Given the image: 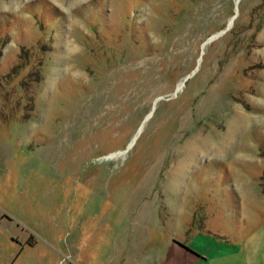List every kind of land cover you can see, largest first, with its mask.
<instances>
[{"label": "rangeland", "instance_id": "rangeland-1", "mask_svg": "<svg viewBox=\"0 0 264 264\" xmlns=\"http://www.w3.org/2000/svg\"><path fill=\"white\" fill-rule=\"evenodd\" d=\"M0 206L264 264V0H0Z\"/></svg>", "mask_w": 264, "mask_h": 264}, {"label": "crops", "instance_id": "crops-1", "mask_svg": "<svg viewBox=\"0 0 264 264\" xmlns=\"http://www.w3.org/2000/svg\"><path fill=\"white\" fill-rule=\"evenodd\" d=\"M60 219L56 212L9 213L0 206V264H145L134 237L129 240L117 230L110 232L104 222L89 226L88 216L78 228L60 227ZM172 243L191 257L184 264L215 258L177 240Z\"/></svg>", "mask_w": 264, "mask_h": 264}, {"label": "bare ground", "instance_id": "bare-ground-1", "mask_svg": "<svg viewBox=\"0 0 264 264\" xmlns=\"http://www.w3.org/2000/svg\"><path fill=\"white\" fill-rule=\"evenodd\" d=\"M235 2H238V0H235ZM234 17H235V16H233V18H234ZM228 22H230V19H229V21H228ZM216 35H218V34H216ZM216 35H214V36H216ZM214 36H213V37H214ZM150 113H151V112H150ZM149 115H150V114H148V115H147V116H148V118L150 117ZM148 118H147V119H148ZM147 119H146V120H147ZM139 131H140V129L138 130V132H137V133H139ZM135 136H137V135H135ZM134 140H135V139H134ZM129 145L131 146V144H129ZM129 148H130V147H129Z\"/></svg>", "mask_w": 264, "mask_h": 264}, {"label": "water", "instance_id": "water-1", "mask_svg": "<svg viewBox=\"0 0 264 264\" xmlns=\"http://www.w3.org/2000/svg\"><path fill=\"white\" fill-rule=\"evenodd\" d=\"M235 16V15H234ZM227 26H229V25H227ZM226 26V27H227ZM222 30H224V29H222ZM222 31L220 30V32H218L217 34H219V33H221ZM148 116H146L145 118H147ZM128 146H129V144H128Z\"/></svg>", "mask_w": 264, "mask_h": 264}]
</instances>
